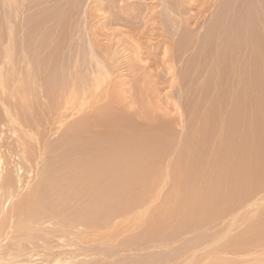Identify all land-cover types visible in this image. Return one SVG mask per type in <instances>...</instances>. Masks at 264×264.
<instances>
[{
    "label": "bare ground",
    "instance_id": "obj_1",
    "mask_svg": "<svg viewBox=\"0 0 264 264\" xmlns=\"http://www.w3.org/2000/svg\"><path fill=\"white\" fill-rule=\"evenodd\" d=\"M253 1L246 0L244 15H240L246 23L243 38L231 39L222 53L204 47L201 63L206 69L199 77L197 95L190 105V116L195 118L189 124L187 145L177 162L163 168L155 162L166 153L163 135L167 126L163 131L156 124H144V128L137 125L128 111L116 106L120 103L118 96H114L112 107L109 100L112 74L98 59L93 43L89 57L96 61L99 70L92 72V84L81 85L77 90L70 88L60 98L61 103L58 90L52 93L56 105L49 112L54 127L60 129L71 117L89 109L85 102L77 104L78 98H92L98 88L105 87L108 102L72 121L68 133L60 140L62 146L59 142L56 145L44 142L40 132H34V127H29L28 120L21 116L22 109L18 112L21 118L17 112H11V106L18 111L16 100L24 98L21 86L26 82L22 79L21 63L13 60V48L4 47L3 57L0 54V107L4 111L0 110V125L5 128L14 124V128H8L13 134L8 137L10 140L13 136V144L6 138L3 140L0 134V167L3 148L8 154L6 166L0 169V264H32L39 256L42 261L38 264H197L200 261L261 264L264 261V251L254 252L247 259L236 255L248 247L264 248V204L260 202L255 204V212H250L253 217L246 211L241 216L235 212L229 229L211 239L208 245L205 236L194 235L190 243L204 242L203 249L209 250L204 258L199 256V261L200 254H190L191 257L181 254L172 235V230L198 228L212 217L222 218L224 213H230L264 188V0H256L255 12L249 9ZM222 33H218L217 40ZM8 65L16 77L7 94ZM30 69L28 73L33 75ZM28 73L24 77L30 78ZM49 83L50 79L46 78L44 84L48 87ZM30 91L34 93L35 88ZM138 101V97L133 99L134 103ZM23 126L27 129L19 131ZM94 127L99 128L98 132H93ZM21 134L29 135V139L33 136L37 146L33 148L32 140ZM65 147L62 154H57ZM53 152L56 154L51 158ZM48 154L51 159L45 157L47 162L44 156ZM42 158L46 161L41 174L37 173L38 181L31 186L32 178L26 179L29 187L26 192L22 181L31 177L33 167ZM23 162L25 172L20 171ZM182 163L185 166L179 169ZM164 176V181L159 179ZM170 180L169 192L161 204L145 203L143 211H138L142 203L159 197L161 185ZM239 217L247 220L248 228L231 236ZM138 222L141 225L137 227ZM126 225L134 227L133 230L140 227L144 230L118 236L122 239L115 241L101 235L104 227L120 231ZM185 247L191 246L186 243ZM197 248L196 252H201Z\"/></svg>",
    "mask_w": 264,
    "mask_h": 264
},
{
    "label": "rangeland",
    "instance_id": "obj_2",
    "mask_svg": "<svg viewBox=\"0 0 264 264\" xmlns=\"http://www.w3.org/2000/svg\"><path fill=\"white\" fill-rule=\"evenodd\" d=\"M227 1L0 0V54L3 57V54L6 52L5 49L12 47L13 60H18L21 63L23 77L28 73L29 70L27 69H30V67V70L34 73L33 75L28 73L31 76L30 78L24 77L26 78L25 81L22 77L23 82H26V84L24 83V86L22 83L21 91L25 95L24 98H17L16 100L19 104L18 111L11 106V112L13 110V113L17 112L16 114L19 116L18 112L22 109L21 116L23 114L24 118L28 120L29 127L32 129L34 127V132H40L44 142L46 141L51 145H56L59 142V146H62L61 143L63 141L60 140H63L68 133L69 125L72 121L78 119L84 113H92V111L100 106L102 107V105L105 106L106 102H108L105 98V87L98 88L92 98H78L77 104L85 102L87 103L86 106H89V109L87 108L86 112L77 113L78 116L75 114L74 116L76 117H71L60 129L54 127L53 119H51L52 114L49 112L52 106L56 105L52 98V93L58 90V100L60 102V98L63 99L64 93L67 91L72 88L75 90L81 89L82 86L92 82V72L98 68L95 64L96 61L89 57L90 44L93 43L97 47H94V50L98 59L109 67L112 74L110 78V81H112L110 83L112 86L110 90L111 98H109L111 104L114 96L120 97V103L116 104V106L128 111L130 117L132 116L131 118H135V121H137L136 124L142 125L143 128L145 127L144 124L151 123V125L156 124V126L164 131V127L167 126L163 135L166 153L158 156L155 163H159L161 167H164L168 163L177 162L181 151H183L182 149L185 148L184 145H187L186 137L190 121L195 118L190 116L191 111L189 109L191 108L192 98L197 95L196 88L199 77L203 73L202 71L206 69V67H202L201 63L204 47L216 51V53H222L231 39L238 36L237 39L239 40L247 32L245 28L246 23L243 17L240 16L244 15L246 0ZM255 2L256 0L249 7L252 12L256 11L257 6ZM235 14H238L239 17ZM225 15L228 17L226 18ZM9 22L12 26L9 25ZM9 26L12 28L11 35ZM222 29L223 33L221 32ZM219 32L222 35L217 40ZM210 45H214L216 48H211L209 47ZM27 62L30 64V67L27 65ZM130 66L133 68L130 69ZM8 70L10 72L7 77V94L10 92L16 77L11 72L9 65L6 67V71ZM46 78L51 81L49 83L50 87L44 84ZM74 83L75 86L73 85ZM30 85H34V87H31V89ZM42 85H44V88ZM34 88L39 95L35 91L34 93L30 91L34 90ZM47 93H49V97ZM135 97L139 98L137 103L133 102ZM112 107H114V104H112ZM0 110L4 112L1 107ZM32 115L33 117H31ZM157 123L159 124L157 125ZM11 125L14 128V124ZM6 126L4 128V125H0V130L3 129L0 134H2L3 140L6 138L12 143L13 136L10 137V140L8 138L10 135H13L11 134V130H9L12 128L10 125L9 127ZM17 126L15 125L16 128L20 127ZM25 129H27L26 126H23L19 131H24ZM92 130L96 133L99 128L94 127ZM21 135L25 139L27 138V140H32L30 142L33 144V148L37 146L33 136L31 137L30 135L29 139V135H26V137L23 134ZM66 148L60 150L57 154H62ZM5 151L6 148H3L0 169L3 168V165L4 167L6 166L8 154ZM55 154L54 152L50 153L51 158ZM50 155H45L44 158L47 157L50 160ZM44 158L40 162L43 165L39 163L37 167H33L34 172L31 173L33 176L24 177L22 187L26 192L29 189L26 183L27 180H31L32 178L31 186L37 183V176L41 174V170L44 168L43 166H45L44 164L47 160L45 158L46 160L44 161ZM184 163L180 165L179 169L185 166ZM22 165L24 168L20 171L25 172L27 168L24 162ZM164 178L166 177L164 176L162 179H159L164 181ZM161 186L160 189L162 191L159 197L142 203V208H138V211H143L145 203L152 202L151 205L154 203L152 206H155L163 202L169 192L171 180L168 181V184L165 183ZM263 189L257 190L256 194H253L250 199L236 205L230 213H224L222 218L221 216L215 218L217 221L212 217L210 218L211 220H206L198 226L195 225L198 228H183L185 230L179 228L175 231L176 233L172 230V235L175 236L172 237L177 239V241L176 239L174 240L176 241L175 246L181 248V254L186 256H190V254L192 256L194 253L195 256L200 254L197 256L198 261L199 256L200 258H204V255L209 252V250L207 252V250L203 249L206 246L205 244L208 245L211 239L229 229L228 227L235 212L239 216L246 212L248 214L250 212L254 213L257 206L255 204H259V202L260 204H264ZM251 213L250 216L253 217ZM246 221L240 220L239 217L231 230V232L234 231L231 233V236H237L243 230L246 231L249 224ZM139 225H141L140 222L137 223V227ZM143 227H145V223ZM143 227L133 230L134 227L126 225L120 231H111L108 230V227L107 229L104 227L101 235L102 237H110L111 241H115L128 236L130 232L134 234L142 232L144 230ZM184 233L187 234L185 235ZM194 235L196 238L205 236L207 242L204 245V242L190 243L191 240L195 239ZM186 243L191 247L186 248ZM215 246L216 244L213 245V248ZM196 248L202 253H197ZM248 248L236 255L246 257L245 259H247L254 252L255 254L256 252L259 254L261 251H264V248L256 246ZM164 252H168V250ZM262 255L264 257V253ZM41 261L40 256L35 257L32 264H38L37 262ZM203 262L200 261L197 264H202ZM263 262L261 264H264Z\"/></svg>",
    "mask_w": 264,
    "mask_h": 264
}]
</instances>
